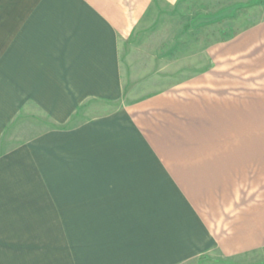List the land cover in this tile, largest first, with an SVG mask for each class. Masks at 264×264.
Instances as JSON below:
<instances>
[{"label":"crops","instance_id":"0c3cea01","mask_svg":"<svg viewBox=\"0 0 264 264\" xmlns=\"http://www.w3.org/2000/svg\"><path fill=\"white\" fill-rule=\"evenodd\" d=\"M183 1L0 0V264L264 262V16L121 103V44Z\"/></svg>","mask_w":264,"mask_h":264},{"label":"rangeland","instance_id":"374dc122","mask_svg":"<svg viewBox=\"0 0 264 264\" xmlns=\"http://www.w3.org/2000/svg\"><path fill=\"white\" fill-rule=\"evenodd\" d=\"M172 8H159L148 20H152L151 26L121 44L122 104L175 90L183 80L198 75V61L210 63L209 51L216 41L228 37L230 28L255 23L264 16V0H184ZM195 262L235 264L208 258Z\"/></svg>","mask_w":264,"mask_h":264}]
</instances>
